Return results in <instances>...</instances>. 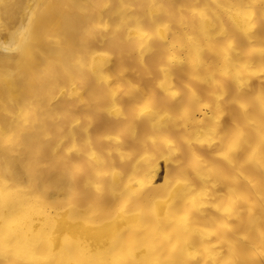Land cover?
Returning a JSON list of instances; mask_svg holds the SVG:
<instances>
[{
    "label": "bare ground",
    "instance_id": "6f19581e",
    "mask_svg": "<svg viewBox=\"0 0 264 264\" xmlns=\"http://www.w3.org/2000/svg\"><path fill=\"white\" fill-rule=\"evenodd\" d=\"M0 264H264V0H0Z\"/></svg>",
    "mask_w": 264,
    "mask_h": 264
}]
</instances>
